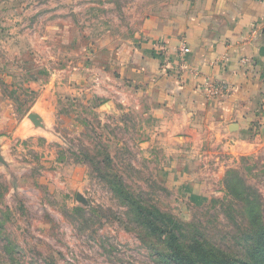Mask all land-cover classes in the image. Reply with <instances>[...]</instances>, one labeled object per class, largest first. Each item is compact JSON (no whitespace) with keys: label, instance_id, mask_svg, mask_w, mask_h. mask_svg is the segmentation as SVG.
<instances>
[{"label":"rangeland","instance_id":"obj_1","mask_svg":"<svg viewBox=\"0 0 264 264\" xmlns=\"http://www.w3.org/2000/svg\"><path fill=\"white\" fill-rule=\"evenodd\" d=\"M189 1L0 0V264H161L120 182L130 202L241 253V199L264 219V132L234 150L163 142L154 116L100 94L118 87L99 71L146 21Z\"/></svg>","mask_w":264,"mask_h":264},{"label":"crops","instance_id":"obj_2","mask_svg":"<svg viewBox=\"0 0 264 264\" xmlns=\"http://www.w3.org/2000/svg\"><path fill=\"white\" fill-rule=\"evenodd\" d=\"M263 17L264 0H194L172 17H150L129 51L99 71L98 80L118 87L100 94H116L123 106L154 116L163 142L226 139L234 150L258 141L264 132ZM181 38L187 49L178 80L160 70L157 45L165 44L173 58ZM212 85L226 90L215 96Z\"/></svg>","mask_w":264,"mask_h":264},{"label":"trees","instance_id":"obj_3","mask_svg":"<svg viewBox=\"0 0 264 264\" xmlns=\"http://www.w3.org/2000/svg\"><path fill=\"white\" fill-rule=\"evenodd\" d=\"M114 190L118 198L130 203L128 207L139 227L161 243L160 251L156 252L161 264H264V219L256 196L241 199L244 221L239 243L242 251L233 254L211 245L200 234L185 229L182 221L164 215L156 207L130 202V193L121 182ZM227 190L237 198L236 184L228 183Z\"/></svg>","mask_w":264,"mask_h":264},{"label":"built area","instance_id":"obj_4","mask_svg":"<svg viewBox=\"0 0 264 264\" xmlns=\"http://www.w3.org/2000/svg\"><path fill=\"white\" fill-rule=\"evenodd\" d=\"M264 22V17L262 19ZM187 49V44L184 38H181L180 44L176 49L175 55L172 58L169 56L168 49L165 44L157 45V52L161 56L160 70L164 72L166 75H172L174 78L180 80L182 75L185 72V65L183 63L182 57L184 56ZM211 93L215 96L222 94L225 91V87L223 85H212L210 86Z\"/></svg>","mask_w":264,"mask_h":264},{"label":"water","instance_id":"obj_5","mask_svg":"<svg viewBox=\"0 0 264 264\" xmlns=\"http://www.w3.org/2000/svg\"><path fill=\"white\" fill-rule=\"evenodd\" d=\"M28 119L32 122V124L35 127H42V123H41V119L39 118V116L35 115V114H30L28 116ZM0 161H1V157H0Z\"/></svg>","mask_w":264,"mask_h":264}]
</instances>
